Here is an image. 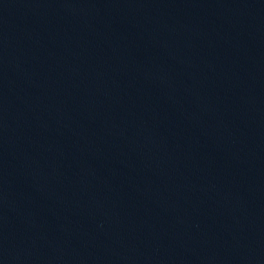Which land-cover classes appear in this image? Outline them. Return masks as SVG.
Listing matches in <instances>:
<instances>
[{"label": "water", "instance_id": "1", "mask_svg": "<svg viewBox=\"0 0 264 264\" xmlns=\"http://www.w3.org/2000/svg\"><path fill=\"white\" fill-rule=\"evenodd\" d=\"M0 264H264V87H0Z\"/></svg>", "mask_w": 264, "mask_h": 264}]
</instances>
